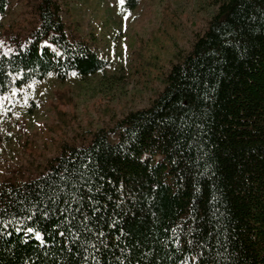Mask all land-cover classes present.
Returning a JSON list of instances; mask_svg holds the SVG:
<instances>
[{
    "label": "trees",
    "instance_id": "trees-1",
    "mask_svg": "<svg viewBox=\"0 0 264 264\" xmlns=\"http://www.w3.org/2000/svg\"><path fill=\"white\" fill-rule=\"evenodd\" d=\"M218 1L150 105L0 180V264H264V0ZM35 9L0 54V94L110 66L59 0Z\"/></svg>",
    "mask_w": 264,
    "mask_h": 264
},
{
    "label": "rangeland",
    "instance_id": "rangeland-1",
    "mask_svg": "<svg viewBox=\"0 0 264 264\" xmlns=\"http://www.w3.org/2000/svg\"><path fill=\"white\" fill-rule=\"evenodd\" d=\"M39 0H11L0 15V54L38 21ZM70 35L111 61L79 78L54 72L0 94V180L38 175L65 142L85 144L132 109L150 105L172 63L189 51L218 0H59Z\"/></svg>",
    "mask_w": 264,
    "mask_h": 264
},
{
    "label": "snow or ice",
    "instance_id": "snow-or-ice-1",
    "mask_svg": "<svg viewBox=\"0 0 264 264\" xmlns=\"http://www.w3.org/2000/svg\"><path fill=\"white\" fill-rule=\"evenodd\" d=\"M121 3H123V0H121ZM29 231H31V229H29Z\"/></svg>",
    "mask_w": 264,
    "mask_h": 264
}]
</instances>
